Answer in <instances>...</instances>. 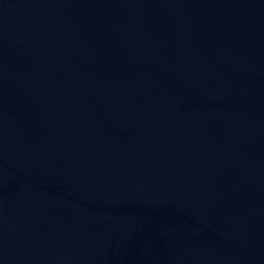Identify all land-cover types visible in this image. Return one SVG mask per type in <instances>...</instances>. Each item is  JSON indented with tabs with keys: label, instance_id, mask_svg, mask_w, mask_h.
Returning <instances> with one entry per match:
<instances>
[{
	"label": "water",
	"instance_id": "1",
	"mask_svg": "<svg viewBox=\"0 0 264 264\" xmlns=\"http://www.w3.org/2000/svg\"><path fill=\"white\" fill-rule=\"evenodd\" d=\"M0 264H264V0H0Z\"/></svg>",
	"mask_w": 264,
	"mask_h": 264
}]
</instances>
